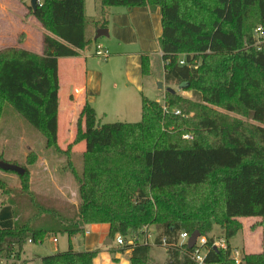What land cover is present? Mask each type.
Segmentation results:
<instances>
[{
    "label": "trees",
    "instance_id": "trees-1",
    "mask_svg": "<svg viewBox=\"0 0 264 264\" xmlns=\"http://www.w3.org/2000/svg\"><path fill=\"white\" fill-rule=\"evenodd\" d=\"M99 2L96 30L108 27L112 8L159 9L164 84L175 93L166 92L160 102L142 96L137 123L99 125L95 109L84 104L77 122V141L85 143L84 171H75L78 205L73 213L44 203L36 208L38 218L55 217L56 227L37 229L25 219L19 196L38 198L26 167L20 193L0 178V206H12L15 217L12 228L0 227V261L17 264L27 243H42L48 234L72 238L108 224L110 240L135 239L122 247L131 251V264H153L152 245L139 241L150 228L156 230L154 245L167 251L165 264H197L196 247L180 244L182 233L199 232L211 242L218 225L231 246L242 230L240 218H260L263 251L244 253L242 264H264V47L252 46L254 30L264 28V0ZM85 4L42 0L36 10L30 6L46 31L43 54L0 50V123L11 105L52 148L59 140V59L78 57L97 41L87 37ZM150 66V54H143L144 77ZM98 254L70 246L41 264H94ZM206 264L235 263L230 251L209 247Z\"/></svg>",
    "mask_w": 264,
    "mask_h": 264
},
{
    "label": "rangeland",
    "instance_id": "rangeland-1",
    "mask_svg": "<svg viewBox=\"0 0 264 264\" xmlns=\"http://www.w3.org/2000/svg\"><path fill=\"white\" fill-rule=\"evenodd\" d=\"M14 3H20V0H12ZM31 0H24L22 4L28 17H33L30 14ZM41 3L42 0H39ZM3 0H0V11L2 8ZM14 8V7H13ZM11 8L12 11L15 9ZM18 10V8H17ZM85 13L88 21L86 33L87 37L92 39L95 31V22L100 14L99 0H86ZM2 11L0 12V31H3ZM35 18V17H33ZM2 27V28H1ZM19 34V40L22 35ZM35 37H38L37 32H34ZM37 35V36H36ZM112 40L101 36L96 42H93L90 49L87 50L85 55L89 57V64L93 65L96 69L101 70L104 75L112 69V64H107L109 58H104L96 55V48L98 45L104 48V43H111ZM20 43V42H19ZM108 47V46H107ZM116 44L113 48L116 49ZM109 48V47H108ZM113 50L109 48V51ZM111 54V53H110ZM151 60V75L145 77V93L144 95L153 101H162L166 93V84H164V63L160 52H150ZM110 63V62H109ZM124 84V76H118ZM106 81V77L105 80ZM163 83L164 88L159 89V84ZM179 91L185 98H191V93L182 92L178 87H173ZM65 92V91H64ZM62 92L60 94V116H59V140L56 148L48 147L44 136L31 126L19 113H17L11 105H6L4 108L3 116L0 123V155L3 161L19 167H26L30 171V181L33 192L37 195L35 202H30V198L20 195V200L26 203L25 219L33 220L32 225L37 229H49L50 227L58 226L57 219L52 215H44L40 218L37 217L38 206H43V203L53 208H65L73 213V206L78 205L79 200V183L75 176L84 171L83 155L85 152V143L77 141L78 128L77 122L79 119V112L69 111L65 114L64 106L66 105L67 94ZM66 96V97H65ZM106 107L97 105V120L99 125L113 124V123H137L142 119L141 108L137 111L132 106H123L117 103L116 100ZM79 109V108H78ZM219 112L225 113L221 108L214 107ZM106 112V113H105ZM246 120L247 118L237 116ZM252 121V120H246ZM185 139V138H184ZM191 136L189 140H192ZM35 156L36 160L32 161L31 157ZM30 157V158H29ZM32 161L31 163H29ZM0 178L8 182L14 191L20 193L21 180L19 175L13 172H5L0 170ZM21 202V204H22ZM30 202V203H29ZM12 206H0V226L4 228L13 227L11 220ZM260 218H243L239 221L242 225V230L235 236L231 242L237 246L243 253H260L263 251L262 238L257 232L260 228L257 224ZM153 238L150 239L152 250L150 257L158 264H164L167 258V252L164 248H158L154 245L156 237V230L150 228ZM149 231V232H150ZM252 231V232H249ZM250 233V234H249ZM223 235V231L218 225H215L213 232L210 236ZM53 236L49 235L42 243H27L24 247L25 251L22 254L23 260L27 264H41L42 258L58 253L67 251L68 236L59 234L55 238L59 239V243L52 242ZM54 238V239H55ZM80 241H83L84 236L78 235ZM131 238L128 239V241ZM245 246V249H243ZM81 250H84L83 248Z\"/></svg>",
    "mask_w": 264,
    "mask_h": 264
},
{
    "label": "crops",
    "instance_id": "crops-1",
    "mask_svg": "<svg viewBox=\"0 0 264 264\" xmlns=\"http://www.w3.org/2000/svg\"><path fill=\"white\" fill-rule=\"evenodd\" d=\"M22 4H24L23 1L14 3L12 0H3L1 11L5 25L3 28L1 27L3 31H0V50L21 48L42 55L44 50L43 39L46 31L35 18L28 17V13H26ZM11 8L15 11H12ZM98 31L95 29L92 35L93 39L97 38ZM106 31L107 34L104 37L112 41L111 43H104V49L109 52V56H113L107 61V64H112L113 67L106 75L89 64V57L84 53L86 51H82L78 57L59 59L60 94L64 91V94H67V97L65 96L67 106H64L63 113L67 114L69 111L75 110L80 115L84 104L88 102L98 114V104L109 109L108 107L114 100L123 106H132L135 111L138 108H141L142 111V96H145L142 55L153 51L161 53L159 46V39L162 36L160 11L149 7L112 8ZM34 32H37L38 37H35ZM19 34L22 35L20 40ZM114 44L117 46L116 49L113 48ZM107 46L113 50L109 51ZM120 74L124 76L123 86L122 80L118 78ZM105 77L106 81H104ZM11 212L13 216L11 223L14 226L13 209ZM241 219L243 218H240L239 221ZM109 231L110 226L108 224L91 225L83 234V241L79 240L78 235L72 238L68 237V248L72 246L76 252L98 250L99 254L95 258L94 264H131V251L123 252L122 247L117 245L115 240L112 244L108 243ZM254 233H259L263 239L262 228ZM212 237H223V235ZM54 238L55 236L51 239L52 242H54ZM56 239L58 240L56 244H58L59 239ZM230 244L237 247L232 242ZM82 248L84 250H81ZM243 249H245V246ZM24 251L21 253L19 260L16 261L17 264H27V261L22 258ZM151 262L158 264L152 258ZM0 264L4 263L0 261Z\"/></svg>",
    "mask_w": 264,
    "mask_h": 264
},
{
    "label": "built area",
    "instance_id": "built-area-1",
    "mask_svg": "<svg viewBox=\"0 0 264 264\" xmlns=\"http://www.w3.org/2000/svg\"><path fill=\"white\" fill-rule=\"evenodd\" d=\"M40 3V2H39ZM252 46L258 50L263 49L264 47V28L263 27H257L254 32H253V43ZM96 55L101 56L104 58L109 57V52L105 50L103 47L100 45L97 46L96 48ZM179 114V112H177ZM185 139H190V136H185ZM146 235L141 238L139 241L142 244H150V239L153 238V234L148 232L146 229ZM191 238L188 233H182L180 236V244H188L189 239ZM117 245L124 247L126 244H133L135 243V239L131 238L129 241L126 240L122 236H117L115 239ZM58 240L55 238L54 243H57ZM31 243V242H30ZM163 243H166V240H163ZM196 251L193 256V260L197 264H206V258L208 254V249L209 247L214 248V249H221L224 251H230V256L231 259L234 261L235 264H242V258L244 253L237 247L230 246L228 241L225 239V237H216L213 238V240L210 242V240L207 237H199L196 242Z\"/></svg>",
    "mask_w": 264,
    "mask_h": 264
},
{
    "label": "water",
    "instance_id": "water-1",
    "mask_svg": "<svg viewBox=\"0 0 264 264\" xmlns=\"http://www.w3.org/2000/svg\"><path fill=\"white\" fill-rule=\"evenodd\" d=\"M31 2V4H30V6L34 9V10H36L37 9V5L39 4V0H31L30 1ZM107 34V31H106V29H101V30H99L98 31V34H97V38H96V40L98 39V38H100L101 36H103V35H106ZM164 88V85H163V83H160L159 84V89H163ZM166 92H169V93H175V91L173 90V89H166ZM0 170H3V171H5V172H13V173H16V174H18L19 176H23L24 174H25V172H26V170L24 169V168H22V167H19V166H17V165H13V164H10V163H6V162H4V161H2V160H0ZM200 237V233L199 232H194L192 235H191V238L189 239V241H188V244H189V246L191 247V248H194L195 247V245H196V242H197V239ZM112 240H108V243L109 244H112Z\"/></svg>",
    "mask_w": 264,
    "mask_h": 264
}]
</instances>
